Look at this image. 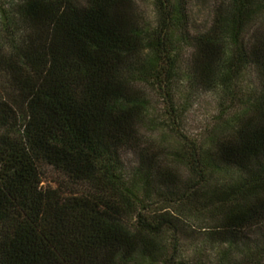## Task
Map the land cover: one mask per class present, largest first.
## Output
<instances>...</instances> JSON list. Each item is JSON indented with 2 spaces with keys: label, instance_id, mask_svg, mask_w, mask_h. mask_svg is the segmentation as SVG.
Returning <instances> with one entry per match:
<instances>
[{
  "label": "trees",
  "instance_id": "obj_1",
  "mask_svg": "<svg viewBox=\"0 0 264 264\" xmlns=\"http://www.w3.org/2000/svg\"><path fill=\"white\" fill-rule=\"evenodd\" d=\"M151 1L0 0V264H264V0Z\"/></svg>",
  "mask_w": 264,
  "mask_h": 264
},
{
  "label": "rangeland",
  "instance_id": "obj_2",
  "mask_svg": "<svg viewBox=\"0 0 264 264\" xmlns=\"http://www.w3.org/2000/svg\"><path fill=\"white\" fill-rule=\"evenodd\" d=\"M216 0H191L190 13L193 18V23L196 28L203 29L211 23L213 10ZM138 8L147 16L153 17L154 9L151 0H137ZM156 108L162 110L164 103L160 99H154ZM189 105H186L184 111V130L192 138L201 139L210 131L214 122L217 120L219 113L218 97L213 93H200L194 95ZM185 107V105H184ZM159 137V136H158ZM128 165L133 166L137 162L134 154L129 153L126 157ZM63 177L59 176L51 168L45 169V183L56 186L55 182H62ZM80 187H72V190ZM200 226H195L192 223L190 228L184 233V241L191 244L190 252L194 250L195 245L201 244L206 239V234ZM208 245H203L202 247ZM209 250L211 248L207 247Z\"/></svg>",
  "mask_w": 264,
  "mask_h": 264
}]
</instances>
